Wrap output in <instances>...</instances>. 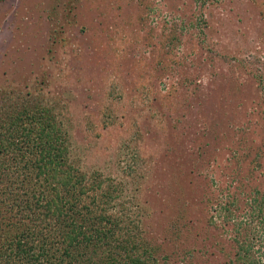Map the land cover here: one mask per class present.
<instances>
[{"label": "rangeland", "instance_id": "374dc122", "mask_svg": "<svg viewBox=\"0 0 264 264\" xmlns=\"http://www.w3.org/2000/svg\"><path fill=\"white\" fill-rule=\"evenodd\" d=\"M43 114L142 253L264 264V0H0V142Z\"/></svg>", "mask_w": 264, "mask_h": 264}, {"label": "trees", "instance_id": "16d2710c", "mask_svg": "<svg viewBox=\"0 0 264 264\" xmlns=\"http://www.w3.org/2000/svg\"><path fill=\"white\" fill-rule=\"evenodd\" d=\"M46 114L23 122L41 128L28 127L23 137L39 149L35 159L9 138L0 142V196L11 195L23 217L0 226V264H160L150 249L142 253L146 239L133 234L135 224L107 210L111 192L86 196L88 175L69 164L67 138Z\"/></svg>", "mask_w": 264, "mask_h": 264}]
</instances>
